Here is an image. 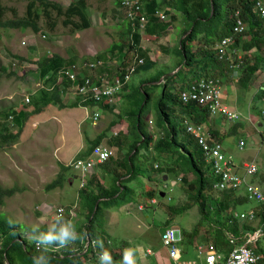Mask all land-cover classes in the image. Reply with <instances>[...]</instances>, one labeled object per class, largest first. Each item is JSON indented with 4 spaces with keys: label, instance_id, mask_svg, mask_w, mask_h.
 Listing matches in <instances>:
<instances>
[{
    "label": "rangeland",
    "instance_id": "obj_1",
    "mask_svg": "<svg viewBox=\"0 0 264 264\" xmlns=\"http://www.w3.org/2000/svg\"><path fill=\"white\" fill-rule=\"evenodd\" d=\"M29 1L0 0V109L16 104L18 106L25 104L30 112L29 115L22 117V125L19 130L14 124L12 132L18 131V138L13 144L0 148V186L12 188L11 194L6 195L4 202L0 204V215L10 217L16 221V223L20 224V229L24 233H29V230L35 224L41 226L53 222L48 214L36 208L40 203H47L52 206L63 204L66 209L70 205L75 204L74 210L77 212L75 224L76 226L81 225L85 214L84 212H79L81 209L77 203L78 200L81 202V197L77 195L79 177L78 172L69 165V161L72 158L79 157L78 154L81 153L83 146H87L88 142H92L98 136H102L101 141L104 140L106 144L104 147L112 148L113 156L109 162L104 164V167L98 168L92 176L96 180L108 184L110 183L111 172L104 175L102 173H105V169H118L120 171L126 169L130 146L140 136L135 131L136 136L133 139L126 138L124 133L119 134L115 138L119 132L120 125H125V128H127V124L129 125V120H126L125 117H120L122 109L127 105V102L122 97L123 91L120 93L119 98L115 99L112 111L101 109L100 106L97 107L100 114L99 120L96 124H91L89 118L85 116L82 106L71 107L66 105L63 107L67 108H63L55 103L47 102L48 98L52 96V92L58 87L57 85L52 86L55 81L53 77L43 80L40 70L35 64L43 56L51 57V55L55 54L62 59L68 60L71 58L72 61H76L75 64L90 60L96 55H106V59H102L110 61L112 70H109L110 73L108 75L111 76L117 64H119L118 61L121 56L117 54L115 57L108 58L107 50L115 42L128 44L130 38L128 39V36L123 31H125L129 23L131 25L134 24L133 21L129 22L130 19L126 15L129 9L128 5L123 3V1H121L122 4H117L115 0H85L87 2L90 25L80 29L73 27L70 23H64V16L57 15L54 10H50L49 13L39 10V16L34 21L38 26L37 31H34L32 25L7 26L3 24L7 19L28 18L26 6ZM54 1L63 6L68 5L69 2V0ZM136 2L141 5L142 11L143 1L136 0ZM164 7L165 4H161L160 9H163L162 11L166 14L163 20L169 21V23L159 36L152 35L146 38V33L143 34L142 29L139 26L136 27L137 31L142 35L140 37L142 39L138 46L134 48L143 49L150 42L149 49H145V51L148 58L155 65L151 69H140L138 72H134L126 85V90L129 87L138 86L139 82L149 72H151V75L157 72H161L163 75H170L178 69V73L174 76L175 81L168 82L170 90L176 92L177 81L180 79L184 80V75L190 73L189 67L187 68L183 64L177 65L181 57L176 56L173 52L190 22L185 19L183 13L173 8L165 12ZM214 38L217 40L216 36ZM164 40L168 41L170 54L163 50L165 47H159L165 44ZM200 43H203V40ZM134 51L130 52L129 58L134 55ZM126 54H129V52ZM176 65L177 67H175ZM262 75L264 77V74ZM186 79L193 78L186 76ZM163 82V76H160L157 82L159 86L158 84L154 85L157 87H155L149 97V107L142 114V117L146 120L147 131L155 139L163 137L162 131L154 125V118L157 121L155 109L158 107V97L164 89ZM26 98H29L28 102L25 101ZM61 99L64 102L73 100L72 95L65 98L61 97ZM242 99L243 97L240 101ZM262 105L264 107L263 101ZM241 109L243 116L239 119L245 120L242 122L243 130L238 131L237 137L245 139V147L240 150L236 146V136H229L225 138V141H222V152L227 157H231L239 167H241L242 162L252 158L258 163L257 167L262 162V170L257 176V179L262 181L264 180V155H261V152L264 151V116L262 113L259 114L257 110L255 113L251 112L252 117L247 119V102L241 105ZM33 110L37 111L33 112ZM89 110L90 108L87 109V111ZM112 122L116 123L114 127H111ZM176 123L179 122L176 121ZM133 124H136V122H133ZM259 135H261L260 138ZM111 136H113V140L119 141L123 139V144L121 146L115 145V147L110 146L108 139ZM131 141L132 143L130 144ZM79 146H81L80 149H78ZM152 153V151L145 152L144 149H140L139 155L135 160L137 166L141 167L139 169L143 175L147 174L148 169L149 172L154 173V176L158 170L153 168V166L164 165L163 156H153ZM117 161L120 164V169L117 167ZM142 167L147 169L143 170ZM59 173H62L64 177L62 184L59 186L54 184V186L47 189L48 184L58 181L57 176ZM160 174L162 173L159 172L156 175L158 177H153L155 183L150 180L149 184L143 180L145 179L143 175H139L142 183L156 185L154 188L157 191V197L154 198V201L152 198L147 200L141 198L143 190L140 191L139 189L142 188V184H137V179H133L128 184L133 189L135 187V193H137L139 198L132 201L135 211L124 210V204L120 206L109 205L110 207L108 206V208L101 201L99 202L100 207L107 209L102 210V223L100 226L96 223L95 227H100L99 234L105 233L109 235L113 245H119L122 241L125 242L124 245L132 249V264H195L196 262L191 258L180 257L177 261H172L167 255V248L160 241V232L164 227L170 225L178 226L181 231L186 229L190 232L196 225L199 226V229H204L208 223L205 220L200 221L202 216L197 205L180 212L169 213L167 208L179 207L186 203L187 193L183 184L177 181L174 175L169 174L167 176L166 174L165 178H163ZM213 191L217 192L216 190ZM137 202L143 205L141 209L137 208ZM252 207H256V203L252 200H246L237 205L236 210H247ZM116 219L119 221H116ZM228 223L226 225H229ZM247 223L254 227H259L258 219L247 221ZM211 225L214 226L213 223ZM228 231L233 232L232 230ZM234 234L237 235L236 233ZM262 236L257 239L260 245L264 242V234ZM28 239L32 241L31 237ZM243 241V239H238L237 245L243 243ZM209 242L210 239L207 236L200 237L197 240L198 244H208ZM177 245L181 246L180 243ZM249 245L251 246V244ZM70 246L74 250L76 249L75 243L70 244ZM231 247L232 245H230L229 249ZM146 248L150 250L149 254L145 253ZM254 251L258 253L257 250L254 249ZM95 264H99V261Z\"/></svg>",
    "mask_w": 264,
    "mask_h": 264
},
{
    "label": "trees",
    "instance_id": "obj_2",
    "mask_svg": "<svg viewBox=\"0 0 264 264\" xmlns=\"http://www.w3.org/2000/svg\"><path fill=\"white\" fill-rule=\"evenodd\" d=\"M115 1L117 4H122V0ZM142 1L144 6L141 13H145L146 15L143 34L146 33V38L152 35L159 36L164 32V29L169 23V21L161 19L156 12L157 10H163L160 9L161 4H165V12L173 8L183 13L185 19L190 22L189 26L183 32V37H180L177 48L173 50L176 56L181 57L177 65L183 64L187 68L189 67L190 73L184 75V80L180 79L177 81L178 87L176 92L170 90L168 82L175 81L174 76L179 70L170 75H163L161 72H157L156 74L144 77L136 87H129L128 90H126V87V89L124 88L122 97L127 102V105L122 109L120 117H125L126 120H129V125L127 124V128H125V125H121V128H124L123 130H119L115 138L119 134L124 133L126 138L133 139L136 136L135 131L140 135L139 139L130 146L126 169H122L121 171L116 169L117 173L111 172L109 178L110 183L108 184L96 180L92 174L77 189V195L81 197V202L80 200L77 201L81 209L79 212H84L85 218H87H83L82 223L80 221L81 225L77 226V232L82 235V239L85 235L95 239V248L91 246L83 248L80 240H78L75 242V250L70 245L57 251L49 250L47 255L50 257V264H95L99 261L96 257V252L104 251L110 254L112 264H124L123 254H125V242L122 241L119 245H113L109 235L105 233L99 234L100 227L96 228L95 224L98 223L100 226L102 223L101 220L103 219L102 210L107 209L101 208L99 202L103 201L106 207L109 205L120 206L138 198L137 193H135V187L134 190L128 183L133 179H137V184H142V181L139 179V175H143L139 169L141 167H138L135 161L140 149H144L145 152L152 151L153 156H163L164 165H156L153 168L157 169V172H167V176L169 174L174 175L176 180L180 181L186 189L183 188L187 193L186 203L179 207L167 208L169 213L180 212L193 205H197L202 216L200 221L205 220L208 223L204 229H199V226L196 225L190 232L186 229L181 231V240L179 242L181 244V258H191L196 262L197 240L200 237L207 236L210 239V242L206 244L208 250H222L227 252L230 244L225 237V230H232L238 235L236 229L238 220L232 217V213L229 214V210L237 209V205L246 201V198L241 195H235L233 190L213 191L212 184L214 177L210 172V165L206 162L204 148L199 144L200 136L188 132L184 119L178 121L177 115L188 118V121L191 123L202 124L203 129L205 128L206 130V138L209 140V145L212 142H219L218 133L207 127L210 121L207 106L200 105L197 102H184L180 99L179 95L181 90H184L192 81L198 78L220 77V75H225L230 69L229 61L231 59L234 60L232 57L237 58L236 50L240 51L244 64L241 77L237 83L239 87L246 89L256 71L260 68L262 69L264 65V16H260L257 13V10L254 8V0ZM236 9H238L239 15L244 21V31L235 35L233 38V43L230 46V56L228 57V52L225 56L219 58L215 50V45L218 41L231 34L232 26L235 22ZM39 10L45 13L54 10L57 15L64 16V23H70L78 29L90 25L87 2L85 0H69L66 6L54 0H30L26 6L28 18L17 20L7 19L3 24L7 26L32 25L34 31H37L38 26L34 21L39 16ZM127 18H129L128 15ZM129 22L132 21L129 20ZM123 33L128 36V39L130 38L128 44L125 42H115L107 50L108 58L115 57L117 54L121 56L118 61L119 64L115 68V74L112 75L118 76L121 68L130 63L134 57L133 55L129 58L131 55L130 52L133 50L138 53V59L141 58L143 61L142 64H139L138 59H136L137 69L135 72H138L140 69H151L155 63L148 58L147 52L143 49L134 48L138 46L142 39L140 38L142 35L137 31V28L129 23ZM214 36H216L218 41ZM201 40H203V43H200ZM252 51H256L257 53L254 56L255 59L253 57L250 60L249 56ZM127 52L129 54H126ZM105 56L96 55L90 60L83 62H94L100 65L107 62L103 60L106 59ZM226 56L228 59L225 58ZM74 63L76 61H72L71 58L68 60L62 59L56 54L51 55V57L43 56L35 62L42 78L50 72H56L62 66H69ZM160 76H163L164 89L158 97L159 103L157 109H155L157 121L154 118V125L162 131L163 137L155 139L147 131L146 120L142 117V114L149 107V97L155 87H157L154 85L158 84L159 86L157 82ZM186 76L193 79L185 80ZM260 83L262 84V82ZM263 93L264 90L262 89L259 94V99H264ZM60 97H62L60 95V89L55 88L47 102L55 103L59 107H63L64 105ZM83 105L93 106L96 104L91 101L79 103L76 100L70 104L71 107ZM98 106L108 111H112L113 109L112 105H109L106 101L98 104ZM36 111L33 110V112ZM29 114L30 112L27 110L25 104L16 108H7L0 111V148L13 144L18 138V131L12 132L14 124L19 130L22 125V117ZM175 120L179 123H176ZM133 122H136V124H133ZM115 124V122H112L111 127ZM102 138V136H98L96 140L88 142V148L83 153V157L87 156L94 147L98 146ZM113 141L118 142V140ZM109 161H105L101 166L104 167V164ZM116 164L120 169V164ZM142 169L146 170L147 168L142 167ZM153 174L147 169V174L143 176L151 178ZM57 178L58 181L56 183L53 181L48 184L47 189L54 186V184H56L55 186L62 184L64 179L62 173H59ZM11 192L12 188L9 189L0 186V204L4 202L5 196L11 194ZM156 197L157 191L155 188L148 184H143V196L141 198L147 200ZM260 212L262 218L261 227L264 230V204H262V210ZM226 223L229 225H226ZM20 228V224L16 223L10 217L0 215V264H33V257L40 254L41 249H38L36 242L28 239L32 237V228L29 230V233H24ZM39 229L41 232H44L47 231L48 227L41 225ZM244 229L249 228L244 226ZM108 241L111 242V245H108ZM251 247H253V250L258 251L262 256L261 262L264 263V242L260 245L259 241H256L251 244ZM89 253L90 255L87 256Z\"/></svg>",
    "mask_w": 264,
    "mask_h": 264
},
{
    "label": "built area",
    "instance_id": "obj_3",
    "mask_svg": "<svg viewBox=\"0 0 264 264\" xmlns=\"http://www.w3.org/2000/svg\"><path fill=\"white\" fill-rule=\"evenodd\" d=\"M128 5L126 15L134 22V27L139 26L144 29L146 23L145 13H141V5L136 0H122ZM254 8L260 16H264V0H254ZM161 19H164L166 14L162 10L156 11ZM244 23L239 15L238 9L235 10V22L232 26L230 35L224 37L216 44V50L219 58H222L229 52V48L233 42L235 35L243 32ZM44 37V35H43ZM230 55L228 54V57ZM138 54L134 52V57L130 63L121 68L119 75L109 76L107 73H95L98 64L94 62H80L69 66H62L56 72L46 74L43 80L53 77L55 81L53 85H57L60 89L62 97L71 96L73 100L79 103L91 101L96 105L91 106L90 112L85 111L84 114L89 118L90 123L96 124L100 114L98 112V104L106 101L109 105L115 104V99L119 98L120 93L126 87L132 77V74L137 69ZM138 63L142 64V59H138ZM264 71V67H263ZM84 72V73H83ZM225 93L223 84L218 78L202 77L198 78L189 84L184 90L180 91V99L184 102H197L200 105L207 106L209 117L222 116L228 121H236L240 118L239 113L232 110L229 106L221 101V96ZM26 102L29 98L25 99ZM89 105H83L82 108L88 109ZM264 116V110L262 111ZM187 125V131L200 136L199 144L203 146L207 164L210 165V172L214 177L212 189L217 192L223 190H233L235 195L244 196L246 200H252L256 203V207L247 210L230 209L229 214L238 220L237 232L225 230V236L231 249L227 252L222 250L211 251L207 249L206 244H198L196 250L195 264H264L261 262L262 256L256 253L249 244H253L264 234L261 227V209L264 204V180L259 181L257 176L260 174L259 167L255 159L242 162L241 167L230 163L222 152L221 145L212 142L209 145V140L206 138V130L202 124H195L189 121H184ZM116 134V133H115ZM210 137V135L208 134ZM237 147L241 150L245 147L243 140L238 141ZM113 152L110 148L98 145L94 147L87 156L72 158L69 165L78 172L79 183L81 186L96 170L105 162L112 158ZM156 167V166H155ZM242 168V169H241ZM241 169V170H240ZM154 201L155 199L152 198ZM75 204L70 205L68 209L63 204L55 206L47 203H40L36 206L45 214H48L53 220L57 214H63L66 218L77 220V212L74 210ZM143 207L138 204V209ZM258 219L259 227H254L247 223ZM232 223V220H230ZM85 225V223H84ZM247 226L249 229H244ZM238 239H243V243L237 245ZM181 240V229L176 225H170L160 232V241L167 248V255L172 261H177L181 257V248L177 245ZM83 248L91 246L95 248L96 241L93 238L85 235L80 240ZM108 245L111 242L108 241ZM61 248L52 246L50 251H57ZM130 252L131 261L133 260L132 249L129 246L124 248V253ZM103 252H96V257L99 260ZM146 254L150 250L146 248Z\"/></svg>",
    "mask_w": 264,
    "mask_h": 264
},
{
    "label": "crops",
    "instance_id": "obj_4",
    "mask_svg": "<svg viewBox=\"0 0 264 264\" xmlns=\"http://www.w3.org/2000/svg\"><path fill=\"white\" fill-rule=\"evenodd\" d=\"M242 19V18H241ZM243 21V19H242ZM244 23V21H243ZM167 34V33H166ZM149 43L148 42L146 44V46L143 48V50H147L149 49ZM164 43L165 44H162L161 46H159L160 48H163L165 47V49L163 50H166L168 52V54H170V49H169V45L167 44L168 41L167 40H164ZM154 47V45H152ZM142 48V47H141ZM136 52V51H135ZM237 52V58L236 57H232L234 60H230V69L228 72H226L225 75H220V77H213V78H218L222 84H223V88H224V91L225 93H223V95L221 96V101L226 104L227 106H229L232 110L236 111L237 113H239L240 115V118L241 116H243V112H242V109H241V105L244 103V102H247V119H250L252 117L251 115V112H256L257 110L259 111V114L262 113V111L264 110V107L262 105V101L264 102V99L260 98L259 99V94H260V91L263 89L264 90V77L262 74H264V71H263V67L262 69H258L252 79V81L249 83L248 87L245 89V88H241L239 87L238 85V81H239V78L241 77V72L243 70V61H242V58H241V55H240V51L239 50H236ZM256 51H252L251 55L249 56V59L252 60L253 57L256 55ZM138 54V53H137ZM231 54V48H229V55ZM240 55V56H239ZM226 59H228V57L226 56L225 57ZM255 59V57H254ZM110 61H107L105 63H102L100 65H97L96 69H95V73L98 74V73H107L109 74V70H112V66L111 64L109 63ZM99 70V72H98ZM176 71V70H175ZM174 73V71L172 72ZM115 74V72L113 73ZM151 75V72H149L148 74L145 75L146 76H150ZM238 76V78H237ZM262 82V84L260 83ZM124 90V89H123ZM264 94V93H263ZM224 96V97H223ZM243 97V99L240 101V99ZM61 98V97H60ZM65 98V97H64ZM75 101V100H72L71 102H64L62 99H61V102L62 104H64V106L66 105H69ZM4 107V106H2ZM18 107V105H12L10 107H4V108H1V110L3 109H7V108H16ZM78 107V106H77ZM63 108H67V107H63ZM88 108H90L91 110V106L89 105ZM85 110L84 109V112L87 111V112H90ZM256 116V115H255ZM178 117V121H181L184 119V121H188L189 119L186 118V117H180V115H177ZM211 118V117H210ZM209 118V119H210ZM56 120H58L57 118H55ZM245 120V119H244ZM244 120H236V121H228L226 120L224 117L222 116H214L209 122H208V125L207 127L209 129H213L214 131H217L218 133V143H220V145L222 146V141H225V138L226 137H229V136H236V139H237V143H236V146L238 145V141L240 140H243L244 142L245 139L241 138V137H237V134H238V131H241L243 130L242 128V122ZM92 124V123H91ZM260 124V122H259ZM114 127V125H113ZM121 129V125L119 127V130ZM261 137V135H259V138ZM124 140H119L118 142H115L113 141L112 138L108 139V144L111 146H114L117 145V146H121L123 144ZM263 144V143H262ZM99 145L101 146H104L106 145L104 143V140L103 141H100ZM259 145V144H258ZM5 147V146H4ZM81 146L78 147V149H80ZM3 148V147H2ZM87 146H83V149L81 151L80 154H78V156L81 157L83 156V153L85 152V150H87ZM112 150V148H110ZM260 149V148H259ZM258 149V150H259ZM78 152V151H77ZM226 159H228V161L230 163H233L235 165H237V163L231 158V157H227L226 154H224ZM261 155H264V151L261 152ZM254 159V158H252ZM251 160V159H250ZM249 161V160H248ZM118 162V161H117ZM119 163V162H118ZM241 163V162H240ZM238 163V164H240ZM257 163V162H256ZM258 164V163H257ZM262 162H261V165L259 164V170L261 171L262 168ZM99 168H102L99 167ZM105 173H102L103 175L104 174H108L110 172L112 173H117V170L116 169H113V170H106L104 171ZM159 172H157L156 175H158ZM154 175V177L156 176ZM163 176V178H165L166 174L165 173H162L160 174ZM145 181L148 182V184L150 183V180H152L153 183H155V180L153 179V176H152V179L150 178H147L146 176H144ZM158 177V176H156ZM140 179V178H139ZM143 184H147V183H142V188H140L139 190H143ZM152 187H155L154 184H150ZM138 200V198H137ZM138 203V202H137ZM138 204H141V203H138ZM137 204V206H138ZM133 206H134V203L132 201L124 204V207L123 209H128L129 211H135V209H133ZM137 210V209H136ZM116 221H119L118 219H116ZM43 225H46V224H43ZM50 224H47L46 226L48 227Z\"/></svg>",
    "mask_w": 264,
    "mask_h": 264
},
{
    "label": "clouds",
    "instance_id": "obj_5",
    "mask_svg": "<svg viewBox=\"0 0 264 264\" xmlns=\"http://www.w3.org/2000/svg\"><path fill=\"white\" fill-rule=\"evenodd\" d=\"M31 238L36 242L38 249H41L40 254L33 257V264H50V257L47 253L52 246L65 248L81 240L82 235L77 232L74 220L66 218L63 214H57L47 231L41 232L38 224L33 225ZM130 256V252H125L124 264H132ZM99 264H112V258L107 251L100 255Z\"/></svg>",
    "mask_w": 264,
    "mask_h": 264
},
{
    "label": "water",
    "instance_id": "obj_6",
    "mask_svg": "<svg viewBox=\"0 0 264 264\" xmlns=\"http://www.w3.org/2000/svg\"><path fill=\"white\" fill-rule=\"evenodd\" d=\"M177 70H178V69H177ZM177 70H176V71H177ZM173 182H174V181H173Z\"/></svg>",
    "mask_w": 264,
    "mask_h": 264
}]
</instances>
